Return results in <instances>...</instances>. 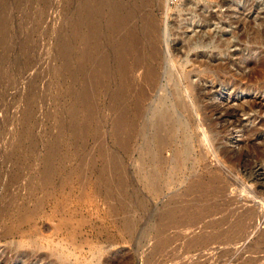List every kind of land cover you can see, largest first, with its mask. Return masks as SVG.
<instances>
[{"label": "rangeland", "instance_id": "rangeland-1", "mask_svg": "<svg viewBox=\"0 0 264 264\" xmlns=\"http://www.w3.org/2000/svg\"><path fill=\"white\" fill-rule=\"evenodd\" d=\"M176 67L204 105L238 112L226 141L213 142L236 167L194 142V171L156 193L135 166L139 130L154 96L171 99ZM263 177L264 0H0V264H264V216L247 210L252 198L237 200L254 182L264 192ZM213 179L237 192L200 197L194 184ZM195 203L202 216L160 227L163 212ZM130 217L132 232L121 224ZM220 219L238 221L247 247L193 246L198 234L220 235L210 227Z\"/></svg>", "mask_w": 264, "mask_h": 264}, {"label": "bare ground", "instance_id": "bare-ground-1", "mask_svg": "<svg viewBox=\"0 0 264 264\" xmlns=\"http://www.w3.org/2000/svg\"><path fill=\"white\" fill-rule=\"evenodd\" d=\"M102 3V2H101ZM114 3V2H113ZM86 5V4H85ZM117 5V4H116ZM84 6V5H83ZM89 6V5H87ZM91 6V5H90ZM96 6V5H95ZM118 7V6H117ZM108 8V7H107ZM122 8V7H121ZM87 11V10H86ZM121 11V10H120ZM129 11V10H128ZM115 12V11H114ZM124 12V11H123ZM83 13V12H82ZM84 14V13H83ZM113 14V13H112ZM126 14V13H125ZM130 14V13H128ZM99 15V14H98ZM116 16V15H115ZM127 16V15H125ZM130 17V16H129ZM102 18V17H101ZM96 19V18H95ZM119 19V18H118ZM126 19V18H125ZM86 21V20H85ZM112 21V20H111ZM117 21V20H116ZM122 22V21H121ZM148 23V22H147ZM116 24V23H115ZM150 27H152L150 25ZM88 29V28H87ZM152 29V28H151ZM150 29V30H151ZM92 31V30H91ZM95 31V29H94ZM96 32V31H95ZM76 33V32H75ZM90 34V33H89ZM136 34V33H135ZM95 36V35H94ZM85 38V37H84ZM87 39V38H86ZM85 39V40H86ZM96 40V37L94 38ZM88 40V39H87ZM86 40V41H87ZM93 40V39H92ZM91 42V41H89ZM95 42V41H94ZM86 43V42H85ZM97 43V42H96ZM90 44V43H88ZM121 44V43H120ZM133 44V43H132ZM86 45V44H85ZM97 45V44H96ZM125 48V47H124ZM92 49V48H91ZM157 49V48H156ZM156 49L154 51H156ZM120 50V49H119ZM125 50V49H124ZM126 51V50H125ZM153 51V52H154ZM118 52V51H117ZM85 53V52H84ZM125 53V52H124ZM150 53V52H149ZM158 53V52H157ZM155 53V54H157ZM118 54V53H117ZM123 54V53H122ZM159 55V54H158ZM156 57V55L154 56ZM89 58V57H88ZM159 58V56H158ZM86 61V60H85ZM99 62V61H98ZM102 62V61H101ZM141 62V61H140ZM139 62V63H140ZM142 63V62H141ZM187 64V63H186ZM185 64V65H186ZM97 65V64H96ZM120 65V64H119ZM143 65V64H142ZM95 66V65H94ZM101 66V65H100ZM171 66V65H170ZM169 66V67H170ZM96 68V66H95ZM94 68V70H95ZM180 68V67H179ZM175 69V70H174ZM172 70V68H168V74H169V80H167L169 83H171L172 87H171V90H170V96H171V99L170 97H167L165 95L164 92H160L158 93V95L154 96L153 97V102L152 103H149L147 104L148 105V110L150 111L148 114H149V119L147 120L148 121V130H143V132L141 133V131L139 130L140 134H141V139H143L144 141V146L142 148V150L139 152V159L137 160V162L135 163L136 167L138 168V172H141V171H145L147 172L148 174V171L151 172V174L148 176L146 175V177L148 178V182L151 183V188H152V191L154 190L155 192L158 191L156 189H159L158 186L159 184L162 185V186H165L167 188L170 189V187L176 185L177 183L180 184L181 182V177L184 176V173L188 170L190 171H194L193 167H189L188 165L186 166V164L192 159V155H191V152H192V148H191V145L192 143L194 142H204L203 145L207 148L206 150L210 149L211 152H215L217 156L220 157V159H223L224 160V164H229L234 167H236V165H233L231 160L228 158V154H230V152H228V150L226 151L225 149H220V147H215V145H213L214 141L215 140H218V139H225L226 141V137L224 136V133H223V130L226 128V125L229 124V123H233L235 121H237V113L236 111H229L227 109H222V108H219L218 107V110H214L215 108H217L216 106H212V105H209L207 106L206 104L204 105L203 102L207 100V96H203V94H201L198 89H197V85L193 84L192 81H191V72L185 70V71H180L178 70V67L174 68ZM177 69V70H176ZM85 70V69H84ZM93 70V71H94ZM97 70V68H96ZM153 70V69H151ZM150 70V71H151ZM100 71V70H99ZM102 71V70H101ZM149 71V72H150ZM97 72V71H96ZM105 72V71H104ZM145 72V71H144ZM143 72V73H144ZM148 72V74H149ZM147 73V72H146ZM145 73V74H146ZM152 74V73H151ZM90 75V74H89ZM155 75V74H154ZM143 76V75H142ZM151 76V75H150ZM153 76V75H152ZM96 78V76H95ZM103 78V77H102ZM146 78V77H145ZM151 78V77H150ZM155 78V76H154ZM151 84V83H150ZM156 86V85H155ZM89 87V86H88ZM147 90V89H146ZM145 92V91H144ZM143 92V93H144ZM147 93V92H145ZM88 94V93H86ZM150 95V93H148ZM147 95V96H149ZM220 95V94H219ZM146 96V95H145ZM144 96V97H145ZM222 96V95H220ZM210 97H214V96H210ZM223 97V96H222ZM88 98V97H87ZM149 98V97H148ZM89 99V98H88ZM152 99V98H151ZM169 99L171 100V102L169 103ZM114 100V99H113ZM123 100V99H122ZM148 100V99H147ZM228 100V99H227ZM85 101V100H84ZM146 101V100H145ZM256 102V101H255ZM121 103V102H120ZM119 103V104H120ZM128 105V104H127ZM146 105V106H147ZM89 106V105H88ZM90 107V106H89ZM133 107V106H132ZM135 107V106H134ZM143 107V106H142ZM137 108V107H135ZM134 108V109H135ZM144 108V107H143ZM87 109V108H86ZM89 109V108H88ZM91 110V109H90ZM89 110V111H90ZM119 110V109H118ZM126 110V109H125ZM139 110V109H138ZM131 111V110H130ZM134 111V110H133ZM145 111V110H144ZM121 112V111H120ZM137 112V110H136ZM146 112V111H145ZM144 112V113H145ZM140 113V112H139ZM144 113L142 112V114L144 115ZM213 113H215V119H213L212 115ZM87 114V113H86ZM125 114V113H124ZM123 114V115H124ZM131 114V113H130ZM92 115V114H91ZM117 115V114H116ZM129 115V114H128ZM142 115V116H143ZM87 116V115H86ZM138 116V115H137ZM145 116V115H144ZM143 116V117H144ZM121 117V116H120ZM125 117V115H124ZM132 117V116H131ZM147 117V116H146ZM144 117L143 119L146 120L147 118ZM129 120H130V117H128ZM141 118V117H139ZM138 118V119H139ZM118 119V118H117ZM120 119V118H119ZM119 119L117 121H114V125H115V122L120 125L122 121H124V119H122L121 122H119ZM127 119V118H125ZM74 120V119H73ZM115 120V119H114ZM121 120V119H120ZM128 120V121H129ZM134 120V117L133 119ZM141 120V119H140ZM127 121V120H126ZM139 121V120H138ZM142 121V120H141ZM134 122V121H133ZM123 123V122H122ZM144 123V122H143ZM126 124V122H125ZM146 124V123H145ZM130 125H134V123H132L131 121V124ZM137 125V124H136ZM141 122H140V126H141ZM117 126V125H116ZM121 126V125H120ZM132 126V127H133ZM143 127V129L145 128V126H141ZM130 128V126H129ZM135 128V127H134ZM125 130V129H124ZM226 130V129H225ZM224 130V131H225ZM189 131H192L191 133H189ZM116 133V132H115ZM132 133V132H131ZM139 134V135H140ZM223 134V135H221ZM113 135V134H112ZM127 135V134H126ZM129 136V135H128ZM214 137V138H213ZM131 138V137H130ZM134 138V137H133ZM215 139V140H214ZM130 140V139H129ZM123 141V140H122ZM121 141V142H122ZM126 141V140H125ZM199 143L200 144V149H202V146L201 144L202 143ZM123 143V142H122ZM197 143V144H198ZM213 148V149H211ZM167 150H170L172 152L171 154V157L167 160L165 157L164 152H166ZM219 150V152L217 151ZM202 151V150H201ZM194 152V151H193ZM238 153V152H237ZM241 153V152H240ZM52 154V152H51ZM202 154V153H201ZM204 155V154H202ZM201 155V156H202ZM50 156L52 155H48L47 158H49ZM53 156H54V152H53ZM203 157V156H202ZM201 157V158H202ZM216 157V156H215ZM217 157V158H219ZM54 159V157L52 158ZM107 159V158H106ZM166 159V160H165ZM213 159V158H212ZM215 160V159H214ZM233 160V159H232ZM47 161V159H46ZM53 161V160H52ZM50 161V162H52ZM212 161V160H211ZM191 162V161H190ZM50 164L48 161L45 163V164ZM210 163V162H209ZM216 163V162H215ZM237 163V162H236ZM117 164V163H116ZM168 164V165H167ZM118 165V164H117ZM168 166V167H171L170 169L172 170V173L173 175L170 176V179L168 178H165L166 176H164L165 174H163L164 172V167L165 166ZM46 167V166H45ZM49 167V166H48ZM47 167V168H48ZM112 167V166H111ZM116 167V165H115ZM119 167V166H118ZM167 167V168H168ZM225 167V166H224ZM231 167V166H230ZM113 168V167H112ZM219 168V167H217ZM229 168V167H228ZM232 168V169H233ZM169 169V168H168ZM220 169V168H219ZM50 170V168H49ZM166 170V169H165ZM229 170V169H228ZM168 171V170H167ZM108 172V171H107ZM144 172V173H145ZM234 172V170H233ZM165 173V172H164ZM218 173V172H216ZM146 174V173H145ZM237 174V172H236ZM47 176V175H45ZM69 177V176H68ZM218 177V176H217ZM220 177V176H219ZM70 178V177H69ZM46 179V177H45ZM68 179V178H67ZM228 179V178H227ZM263 180H264V177H263ZM45 181V180H44ZM42 181L41 184L44 182ZM211 181V180H210ZM209 181V182H210ZM34 182V181H33ZM38 182V181H37ZM47 182V179L46 181ZM67 182V181H66ZM114 182V181H113ZM208 182V183H209ZM48 183V182H47ZM50 183V181H49ZM126 183V182H125ZM203 182H200L198 184H194L195 188L200 191L201 194L200 197H204V196H207V195H213L217 192H222V193H231L234 191V189L237 187L234 183L233 180H225V181H219V179H213V181H211L209 184L207 183V185L204 186L202 185ZM255 183V182H254ZM253 183V186H247L245 187L247 190H248V195H247V191H246V194L245 196H236L237 200H239V204L241 203V207L242 206H247L246 204L251 201L249 200V198H252V206L251 207H248L250 209H247L248 211H250L251 213L255 214L253 216H257L256 214H260L262 217L264 216V192H262V190L258 189L257 187H255L256 185ZM44 184V183H43ZM42 184V185H43ZM81 184V183H80ZM206 184V183H205ZM40 185V184H39ZM38 185V187H39ZM50 185V184H49ZM150 185V184H149ZM156 185V186H155ZM238 185V184H237ZM24 186V185H23ZM45 185L42 186V188L44 187ZM48 186V185H47ZM190 189V188H189ZM188 189V191H189ZM42 190V189H41ZM124 190V189H123ZM168 190V189H167ZM237 190V189H236ZM39 191V190H38ZM153 191V192H154ZM35 192V191H34ZM37 192V191H36ZM35 192V193H36ZM44 192V191H43ZM49 192V191H48ZM192 192V191H191ZM234 192H237V191H234ZM42 193V191H41ZM157 193V192H156ZM186 193V192H184ZM44 194V193H43ZM46 194V193H45ZM237 194V193H236ZM241 194V193H240ZM42 195V194H40ZM183 196H185L184 194H182ZM188 195V194H186ZM218 195V194H217ZM216 195V196H217ZM195 196V195H194ZM42 196H40L38 199H40ZM208 197V196H207ZM232 197V196H231ZM43 198V197H42ZM41 198V200H42ZM196 198V197H195ZM206 198V197H205ZM213 198V197H211ZM37 199V202L40 203V201ZM194 199V198H193ZM197 199V198H196ZM230 200H232L231 198H229ZM211 200V199H210ZM217 200V199H216ZM237 200H234V201H237ZM249 200V201H248ZM43 201V200H42ZM194 201V200H193ZM207 201V199H206ZM36 202V203H37ZM38 203V204H39ZM126 203V202H125ZM201 202H199L200 204ZM207 203V202H206ZM234 203V202H233ZM238 203V201L236 202ZM114 203H112L113 205ZM122 204V203H121ZM189 204V203H188ZM197 203H195V206L192 204L189 205V206H184L183 208H173L171 210H166L167 212L164 214V212L162 213L163 215H161V222L165 221V222H169L171 224H173V222L175 221L176 222V219L178 218H184V216H189L191 213H195L198 211V205ZM110 205V207L112 206ZM180 205V204H179ZM251 205V204H250ZM194 206V207H193ZM200 206V205H199ZM230 206V205H229ZM41 207V204L39 206V208ZM115 207V206H114ZM122 207V206H120ZM167 207V206H166ZM170 207V206H169ZM176 207V206H175ZM187 207H190L189 210L188 208L186 209ZM207 207V206H206ZM215 207V206H214ZM240 207V208H241ZM38 208V207H37ZM113 208V206H112ZM116 208V207H115ZM204 208V207H203ZM236 208V207H234ZM239 208V210H241ZM36 210V208H34ZM186 209V210H184ZM215 209V208H214ZM238 209V207L236 208ZM114 210V208H113ZM112 210V211H113ZM201 210V209H200ZM234 211V209H231V211ZM238 210V211H239ZM243 210V209H242ZM164 211V210H163ZM204 211V210H203ZM212 211V210H211ZM28 212H31L30 215L31 217H33L32 215V212H33V209L30 211L28 210ZM209 212V211H208ZM207 212V213H208ZM213 212V211H212ZM219 212V211H218ZM216 212V213H218ZM228 212V211H226ZM234 212H237L234 211ZM242 212V211H240ZM244 212V211H243ZM161 213V212H160ZM201 211H199V214L196 213L197 215H201ZM204 213V212H203ZM210 213V212H209ZM220 213V212H219ZM218 213V214H219ZM239 213V212H238ZM245 213L247 214V212L245 211ZM26 214V211L24 212V215ZM34 214V212H33ZM37 214V213H36ZM35 214V215H36ZM206 214V213H205ZM226 215L222 216V217H225L227 216V213H225ZM250 214V213H249ZM23 215V216H24ZM207 215V214H206ZM213 215V214H212ZM217 215V214H216ZM230 216V214H228ZM236 215V214H235ZM248 215V214H247ZM260 215L258 217H260ZM29 216V214H28ZM28 216L26 215V217L28 218ZM202 216V215H201ZM227 216V217H229ZM241 216V215H240ZM239 216V217H240ZM243 216V215H242ZM245 216V214H244ZM26 217H23L26 219ZM132 217V216H131ZM129 218L125 221H122L121 224H122V227H124V229L128 232H132V229L134 227V222H133V217L132 218ZM207 217V216H206ZM238 217V218H239ZM128 218V217H127ZM160 218V216H159ZM194 218V217H193ZM215 218V217H214ZM234 218V217H232ZM257 218V217H256ZM29 219H31L29 217ZM28 219V220H29ZM126 219V217H125ZM229 219V218H228ZM237 219V218H236ZM245 219V218H244ZM259 219V218H258ZM123 220V219H122ZM160 220V219H159ZM159 220L157 222H159ZM163 220V221H162ZM187 220V219H186ZM263 220V219H262ZM178 221H181V220H178ZM240 221V220H239ZM243 221V220H242ZM264 221V220H263ZM159 222V223H161ZM165 222H163V224H161L160 227H163L165 224ZM182 222V221H181ZM180 222V224H181ZM184 222V220H183ZM189 222V221H188ZM226 220L224 219H220L219 221L215 222L214 224H210L211 228L212 229H215L217 230V228L219 229L220 226L224 227V229L220 232L221 234L218 235L217 234H210L209 236H201L202 237H199L200 235L198 234V237L193 240L192 238V242L194 241V244L193 246L195 247H201L204 246V247H207V245H211L213 243H217V242H220L222 241V243L225 241V242H230V243H234V244H231V245H234V248H237V252L239 251V249L243 250V247H247L246 244H247V241H245L244 239V229L242 230V228H240V226H238V221L236 222H233L231 223V225H225L226 224ZM231 222V221H230ZM169 223H168V226H169ZM177 223V222H176ZM174 223V224H176ZM179 223V222H178ZM177 223V224H178ZM196 223V222H195ZM243 223V222H242ZM157 225V226H158ZM163 225V226H162ZM171 226V225H170ZM185 226V225H184ZM208 227V228H210ZM158 228V227H157ZM167 226H165V228L163 229H166ZM170 228V227H169ZM198 228V227H197ZM202 228V227H201ZM123 229V230H124ZM161 229V228H160ZM190 229V228H189ZM181 230V229H180ZM241 230L243 231V233L241 232ZM264 230V228H263ZM262 230V231H263ZM157 231H161V230H157ZM164 231V230H162ZM212 231V230H211ZM246 231V230H245ZM159 233V232H157ZM184 233V232H183ZM208 233V232H207ZM210 233V231H209ZM215 233V232H214ZM130 234V233H129ZM248 234V233H246ZM250 234V233H249ZM160 235V234H158ZM263 235V234H262ZM251 236V235H250ZM247 238V237H246ZM155 241V240H154ZM264 241V240H263ZM258 242V241H257ZM226 243V244H227ZM221 244V243H220ZM260 244V243H259ZM189 245V244H187ZM192 245V244H191ZM253 245V244H252ZM251 245V246H252ZM219 246V245H218ZM229 246V245H228ZM254 246V245H253ZM192 247V246H191ZM213 247V246H212ZM231 248V247H230ZM233 248V249H234ZM256 248V247H254ZM253 249V248H252ZM189 250V249H188ZM248 250V249H246ZM245 250V251H246ZM244 251V252H245ZM68 253V252H67ZM173 253V252H172ZM197 253V252H196ZM227 253V252H226ZM242 253V252H240ZM56 254V253H55ZM58 254V253H57ZM61 254V253H60ZM258 254V253H257ZM256 254V255H257ZM54 255V254H53ZM69 255V254H67ZM151 255V254H150ZM229 255V254H228ZM250 255V254H249ZM253 255V253H252ZM251 255V256H252ZM59 256V255H58ZM61 256V255H60ZM57 257V256H56ZM63 258V257H62ZM209 258V257H208ZM257 258V257H256ZM58 259V258H57ZM60 259V258H59ZM250 259V258H249ZM252 259V258H251ZM254 259V258H253ZM232 260V259H231ZM243 260L244 257H243ZM60 261V260H59ZM67 261V260H65ZM64 261V262H65ZM61 262H63L61 260Z\"/></svg>", "mask_w": 264, "mask_h": 264}, {"label": "built area", "instance_id": "built-area-1", "mask_svg": "<svg viewBox=\"0 0 264 264\" xmlns=\"http://www.w3.org/2000/svg\"><path fill=\"white\" fill-rule=\"evenodd\" d=\"M173 1H176V0H173Z\"/></svg>", "mask_w": 264, "mask_h": 264}]
</instances>
